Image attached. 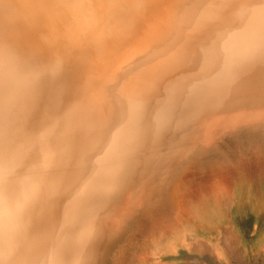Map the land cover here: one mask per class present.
<instances>
[{"label":"bare ground","instance_id":"obj_1","mask_svg":"<svg viewBox=\"0 0 264 264\" xmlns=\"http://www.w3.org/2000/svg\"><path fill=\"white\" fill-rule=\"evenodd\" d=\"M243 202L264 208V0H0V264L131 239L170 264L193 232L196 263Z\"/></svg>","mask_w":264,"mask_h":264},{"label":"rangeland","instance_id":"obj_2","mask_svg":"<svg viewBox=\"0 0 264 264\" xmlns=\"http://www.w3.org/2000/svg\"><path fill=\"white\" fill-rule=\"evenodd\" d=\"M248 206L251 205L247 202L238 204L234 214L235 205L233 204L230 220L224 211L222 222L217 223V233H203L204 238L208 239L211 235H216L217 238L215 241L201 240L203 246L200 249L202 255L199 262L195 263L192 262L194 259H190L197 255L194 248L196 241L193 232L191 233L193 239L187 241L185 246L175 254V257L170 259V264H264V208L262 209L259 205L249 208ZM222 230L231 232L228 233L232 240L231 250L228 252L223 247V249L220 248L217 243V240L223 235ZM143 236L147 237L144 234L140 237L143 238ZM187 236L190 234L187 233ZM163 242L160 241L155 247L159 256L163 255L160 251H170L167 246L163 245L165 243ZM126 244L128 245L122 247L123 253L115 264H136L138 244L134 242V239L129 240V243Z\"/></svg>","mask_w":264,"mask_h":264},{"label":"clouds","instance_id":"obj_3","mask_svg":"<svg viewBox=\"0 0 264 264\" xmlns=\"http://www.w3.org/2000/svg\"><path fill=\"white\" fill-rule=\"evenodd\" d=\"M19 204H0V234H9L16 226Z\"/></svg>","mask_w":264,"mask_h":264}]
</instances>
